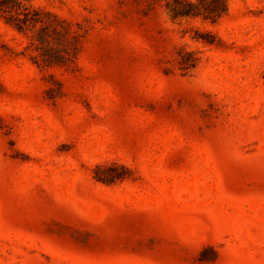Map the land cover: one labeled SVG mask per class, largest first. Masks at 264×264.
I'll use <instances>...</instances> for the list:
<instances>
[{
	"label": "rangeland",
	"instance_id": "rangeland-1",
	"mask_svg": "<svg viewBox=\"0 0 264 264\" xmlns=\"http://www.w3.org/2000/svg\"><path fill=\"white\" fill-rule=\"evenodd\" d=\"M23 1L49 25L0 15V264H264V0Z\"/></svg>",
	"mask_w": 264,
	"mask_h": 264
},
{
	"label": "trees",
	"instance_id": "trees-1",
	"mask_svg": "<svg viewBox=\"0 0 264 264\" xmlns=\"http://www.w3.org/2000/svg\"><path fill=\"white\" fill-rule=\"evenodd\" d=\"M171 10L174 17L180 15H203L206 18H218L226 12L227 0H199L196 3L190 0H175L171 5ZM0 15L19 30L34 28L39 23H41L40 29H47L49 25L44 24L40 10L28 5L23 0H0ZM68 57H70V52L64 49V53H61L60 57H55V60L63 62L64 58ZM51 61L52 59L49 63ZM106 169L99 166L96 177L99 180L110 182L116 177L108 175Z\"/></svg>",
	"mask_w": 264,
	"mask_h": 264
}]
</instances>
